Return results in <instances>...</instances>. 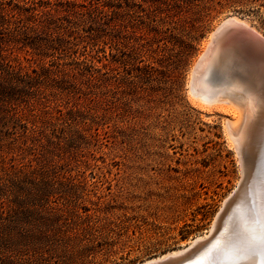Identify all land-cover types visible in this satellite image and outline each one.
I'll list each match as a JSON object with an SVG mask.
<instances>
[{"label":"rangeland","instance_id":"374dc122","mask_svg":"<svg viewBox=\"0 0 264 264\" xmlns=\"http://www.w3.org/2000/svg\"><path fill=\"white\" fill-rule=\"evenodd\" d=\"M1 7L44 27L0 32L31 75L0 72V264H141L204 235L242 173L228 116L193 104L189 74L224 18L264 36V0Z\"/></svg>","mask_w":264,"mask_h":264},{"label":"bare ground","instance_id":"6f19581e","mask_svg":"<svg viewBox=\"0 0 264 264\" xmlns=\"http://www.w3.org/2000/svg\"><path fill=\"white\" fill-rule=\"evenodd\" d=\"M188 80L193 104L228 116L224 130L239 156L242 179L204 235L141 264H166L196 248L174 264H260L247 237L264 230V36L243 19L224 18L203 43Z\"/></svg>","mask_w":264,"mask_h":264},{"label":"trees","instance_id":"16d2710c","mask_svg":"<svg viewBox=\"0 0 264 264\" xmlns=\"http://www.w3.org/2000/svg\"><path fill=\"white\" fill-rule=\"evenodd\" d=\"M108 6L110 8H113V5H109L108 4ZM115 8H118V7H115ZM14 11H15L14 9H11L10 13H12V15H11V18H9L8 17L9 13H6L7 11H5L4 7H1V9H0V32L2 30H7L9 28V26L12 25V24H13V26H15V28L16 27H21V29H24L25 31L29 30V31L36 32V33L41 32V30H39V29H42L44 26L42 25L43 22L40 20L41 18H39L37 16V14L36 15H30L27 19H23V18L19 17V14L21 15V13H19V14L17 13L18 16H16V14L13 13ZM12 18H14V21H12ZM59 20H60V18H58V21ZM28 21L29 22L33 21L34 25L33 26H28L30 24V23H26ZM55 22L50 23V25L55 23ZM50 25H45V27H46L45 29H50L51 28V27H49ZM41 26H42V28H41ZM57 27L60 28V25L57 26ZM0 72L2 74L3 73H7V75L9 76L10 80L15 79L16 82H21L22 84L27 83L24 80L25 79H29L31 77V75H29V74H24V75L16 74V72H14V69L12 68V66L9 63L4 62V59L2 58L1 55H0ZM38 77H40V76H38ZM2 215H3V212H2V214H0V220L3 219V218H1ZM7 217H9V215Z\"/></svg>","mask_w":264,"mask_h":264},{"label":"snow or ice","instance_id":"6c2138e0","mask_svg":"<svg viewBox=\"0 0 264 264\" xmlns=\"http://www.w3.org/2000/svg\"><path fill=\"white\" fill-rule=\"evenodd\" d=\"M248 243L250 248L253 250V255H259L260 264H264V230L261 231L259 237L255 234H249Z\"/></svg>","mask_w":264,"mask_h":264},{"label":"water","instance_id":"95a60500","mask_svg":"<svg viewBox=\"0 0 264 264\" xmlns=\"http://www.w3.org/2000/svg\"><path fill=\"white\" fill-rule=\"evenodd\" d=\"M203 245H204V244H203ZM203 245H202V246H203ZM198 247H199V246H198ZM197 249H198V248L193 249V250H191V251H189V252L185 253L184 255H181V256H179V257H177V258L169 257V258H167V259L165 260V262H166V264H174V263H176V262L183 261V260L187 259L188 257H190L192 251L195 252V250H197ZM161 263H162V262L154 263V264H161Z\"/></svg>","mask_w":264,"mask_h":264}]
</instances>
